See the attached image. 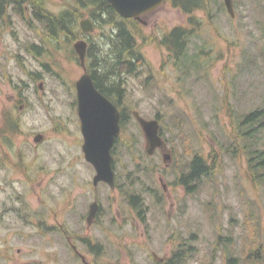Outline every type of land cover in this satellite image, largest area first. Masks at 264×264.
I'll list each match as a JSON object with an SVG mask.
<instances>
[{"label": "rangeland", "instance_id": "rangeland-1", "mask_svg": "<svg viewBox=\"0 0 264 264\" xmlns=\"http://www.w3.org/2000/svg\"><path fill=\"white\" fill-rule=\"evenodd\" d=\"M211 1L212 17L192 16L202 29L189 39L183 64L198 55L201 66L188 72L158 45L170 29L194 27L188 15L165 3L134 25L145 64L121 85L126 118L112 155L116 189L92 186L77 116L83 71L71 49L79 40L101 43L100 31L69 49L47 41L29 13L0 19V264H82L72 246L88 264H165L191 234L196 250L184 264H264V181L251 180L247 155L228 145L227 116L237 119L264 100V0L260 8L231 0L233 17L223 0ZM44 4L56 14L73 0ZM32 44L41 55L27 51ZM133 111L158 120L167 166L159 151L146 154ZM194 154L211 174L186 194L177 178ZM132 191L146 202L143 220L128 204ZM93 201L99 211L87 224ZM88 244L100 245L98 252Z\"/></svg>", "mask_w": 264, "mask_h": 264}, {"label": "trees", "instance_id": "trees-1", "mask_svg": "<svg viewBox=\"0 0 264 264\" xmlns=\"http://www.w3.org/2000/svg\"><path fill=\"white\" fill-rule=\"evenodd\" d=\"M251 1H254L255 7H262L261 0ZM167 3L172 8L179 9L188 15L189 24L194 27L176 26L161 36L158 45L165 49L173 66H182L180 71L188 72L191 67L196 69L201 66L198 55L194 61L189 59L188 65L183 64L189 39L197 37L202 29L201 23L193 19L192 16L195 12L202 11L212 17L213 4L211 0H168ZM7 11L22 19L26 13H29L31 19L42 25L47 41L51 39L60 45L58 41L60 40L69 49L78 37L86 35L81 32L79 26L80 19L86 15L93 23V32L100 31L101 41V43L86 41L87 71L95 88L110 100H112V96H115L117 99L112 102L118 108L120 107L124 94V89L121 88L124 78L135 75L138 67L145 64V57L137 44L133 30L134 25H138L139 22L120 17L106 0H73L72 5L61 9L56 14L46 9L44 0H0V19L5 17ZM40 48V46L32 44L27 48V51L34 55H41ZM73 51L71 49V53ZM261 55L264 58L263 51H261ZM74 58L78 62L76 54ZM227 116L232 129L228 133L231 138L228 145L237 148L239 154L244 151L247 155V170L252 176L251 180L264 181V142L261 135L264 132V100L261 105L247 113L238 115L237 119L228 115V112ZM120 117V123H122L126 115L120 111ZM238 144L241 146L240 148ZM230 154L233 155L232 150H230ZM185 168L187 169L180 172L177 182L183 187L186 194H192L197 191L202 181L210 176L211 164L199 154H194L188 160ZM136 193L132 191L128 194V204L138 209L140 217H143L146 205L140 201ZM191 238H194L193 234L186 238V245L177 246L165 264H184L189 253L196 250L189 245L190 243H187ZM187 246L188 248H186ZM89 247L97 253L100 245H89Z\"/></svg>", "mask_w": 264, "mask_h": 264}, {"label": "water", "instance_id": "water-1", "mask_svg": "<svg viewBox=\"0 0 264 264\" xmlns=\"http://www.w3.org/2000/svg\"><path fill=\"white\" fill-rule=\"evenodd\" d=\"M113 10L124 19H134L145 25L142 17L161 7L168 0H106ZM229 15L233 17L231 0H223ZM82 33H91L93 23L84 19L79 23ZM83 74L75 82L77 115L80 121V130L83 137L82 152L84 159L94 169L92 185L105 183L114 188V172L112 169L111 149L115 138L119 135L120 114L116 106L102 95L94 86L90 74L85 66V54L87 44L83 40L73 44ZM145 138L146 152L152 155L156 148L165 147V142L159 135V124L156 120L143 119L138 112L133 113ZM42 136L37 134L33 140L40 142ZM164 160L169 157L164 156ZM98 204L92 202L88 206L87 223L90 224L97 213ZM156 260L157 258L153 253Z\"/></svg>", "mask_w": 264, "mask_h": 264}, {"label": "flooded vegetation", "instance_id": "flooded-vegetation-1", "mask_svg": "<svg viewBox=\"0 0 264 264\" xmlns=\"http://www.w3.org/2000/svg\"><path fill=\"white\" fill-rule=\"evenodd\" d=\"M121 118V117H120ZM119 125H120V121H119ZM119 135H120V131H119ZM119 135L115 138V141H114V144H113V146H112V149H111V154L113 155V153H114V149H115V146H116V144H117V140H118V138H119ZM161 136V135H160ZM162 138V137H161ZM165 142V141H164ZM155 151H159L160 153H161V155H162V162H163V164L165 165V166H167V164L169 163V161H170V159H171V155L169 154L170 153V151L168 150V148H167V146H166V142H165V147H163V148H156L155 149ZM154 151V152H155ZM167 156V157H169V160H167V161H165L164 160V156ZM112 158H113V156H112ZM167 162V163H166ZM112 168H113V160H112ZM103 184H105V183H103ZM114 189H116V184H115V188ZM157 193V192H156ZM137 195H138V197L140 198V201H142V203H144L145 205H146V202H145V200H144V198L142 197V194L141 193H136ZM153 195H155V192L153 193ZM146 207H147V205H146ZM145 207V208H146ZM133 208V207H132ZM133 209H135V214H136V216H138V218L139 219H141V220H143V217H140V215H139V210L138 209H136V208H133ZM146 210V209H145ZM99 211V206H98V210H97V212ZM143 214H145V212L143 213ZM96 215H97V213H96ZM96 217V216H95ZM95 221V218H94V220L92 221V222H94ZM86 222H87V217H86ZM91 222V223H92ZM88 224V223H87ZM72 249L74 250V252H75V254L78 256V258H80V261H83L84 263H85V261L83 260V257L80 255V253H78L77 252V250L75 249V247L74 246H72ZM82 259V260H81ZM82 263V262H81ZM83 264V263H82Z\"/></svg>", "mask_w": 264, "mask_h": 264}]
</instances>
